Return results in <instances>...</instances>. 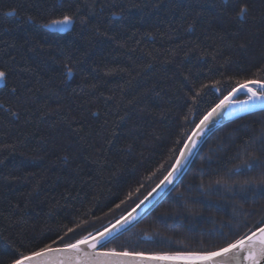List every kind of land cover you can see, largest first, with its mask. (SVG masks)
Segmentation results:
<instances>
[{
    "label": "trees",
    "instance_id": "obj_1",
    "mask_svg": "<svg viewBox=\"0 0 264 264\" xmlns=\"http://www.w3.org/2000/svg\"><path fill=\"white\" fill-rule=\"evenodd\" d=\"M64 14L67 30L44 26ZM0 71V264H11L127 212L216 102L264 81V0H0ZM262 223L264 109L215 130L105 247L205 253Z\"/></svg>",
    "mask_w": 264,
    "mask_h": 264
},
{
    "label": "water",
    "instance_id": "obj_2",
    "mask_svg": "<svg viewBox=\"0 0 264 264\" xmlns=\"http://www.w3.org/2000/svg\"><path fill=\"white\" fill-rule=\"evenodd\" d=\"M253 81H261V80H249L245 82L248 83V87L255 89L257 92L259 88L256 86L255 83H251ZM245 82H242L232 88L226 95H224L218 102H216L196 123L192 131L187 136L186 140L184 141L175 161L173 162L170 169L165 173V175L127 212L122 214L120 217L106 225L105 227L89 234V243H91V238H99L98 233H102L105 229H111L113 225H117V221L120 224H124V220L127 219L129 222L124 225L122 228L118 227V231L113 233L112 237H109L106 243L101 245H97L95 249L88 247L87 245H81L84 252L88 253H103V252H110L115 250L118 253H140L143 254L142 256L136 255H128V256H120L116 259L122 262V264H208L206 261H202L199 259L193 258H182V259H175V260H153L150 257L158 256V255H174L177 253H148V252H132L127 250H117V249H109L105 248V245L113 240L115 237L119 236L120 234L126 232L138 222H140L145 216L150 214L166 197L167 195L177 186L180 182L186 171L188 170L189 166L193 162L194 158L196 157L199 149L204 144L206 139L220 126L223 124L232 121L238 117L244 116L248 113L255 112L258 110L264 109V101L261 100H249V93L247 88L243 85ZM246 95L240 97V95ZM224 102L221 105V102ZM221 105L220 107H217ZM215 109V111H213ZM208 117V119H205ZM203 121V123H202ZM171 174V175H170ZM169 180L171 183H169ZM264 227V223H262L257 228L253 229L246 235H251V233L256 232L257 236H259L258 229ZM244 235V236H246ZM82 238V237H81ZM79 238V239H81ZM75 242V241H73ZM70 242V243H73ZM64 245V244H63ZM63 245H55L51 246L53 248L56 247H63ZM227 247L224 246L222 248ZM221 249V248H220ZM214 250V251H218ZM212 252V251H211ZM183 254L184 256H189V254H204V253H179ZM27 255V254H26ZM65 254L58 253L54 255L55 258H63ZM83 254L81 253V257ZM97 259H112V258H104V257H97ZM215 264H237L236 260L234 259L231 252L222 254L219 257L213 258ZM240 264H247V261L241 258ZM260 264H264V260L260 262Z\"/></svg>",
    "mask_w": 264,
    "mask_h": 264
},
{
    "label": "snow or ice",
    "instance_id": "obj_3",
    "mask_svg": "<svg viewBox=\"0 0 264 264\" xmlns=\"http://www.w3.org/2000/svg\"><path fill=\"white\" fill-rule=\"evenodd\" d=\"M246 10V7L241 10V17H243ZM73 23V17L64 14L61 19L53 20L44 26L49 29L56 28L58 31H65ZM71 75L72 74L69 72V77H71ZM4 76L5 73L0 71V80H2ZM248 83L249 82H245L243 86L247 88L248 93L250 94L249 100L264 101V81L251 82L255 83L259 88L258 92L255 89L248 87ZM223 103L224 102L222 101L221 105H223ZM221 105H218L217 107H220ZM213 111H215V109ZM205 119H208V117H205ZM247 167L251 168L252 165L248 164ZM169 183H171L170 180ZM128 222L129 221L127 219L124 220V224H120V222L117 221V225L122 228ZM117 225H113L111 229H105L104 232L98 233V239L92 237L91 243H89L90 237L84 236L81 239L75 240L73 243L64 244L63 247L53 248L50 245H47L45 247L39 248L38 250L32 251L27 255L18 253V258L13 260L11 264H122V262L116 258L128 255L142 256L143 254L140 253H118L115 250L103 253L84 252L81 245H87L92 249H95L98 244L103 246L109 237H112L113 233L119 230ZM69 231H72V229H69ZM258 232L259 236H257L256 232L251 233V235L241 236L234 242L229 243L227 247L221 248L218 251L207 252L204 254H189V256H184L183 254L179 253L174 255H158L150 257V259L163 261L194 257L195 259L206 261L208 264H215L213 258L231 252L237 264H240L241 258L247 261V264H260V262L264 260V227L259 228ZM53 243H55V241ZM58 253H63L65 255L63 258L54 259V255ZM81 253L83 254L82 257ZM97 257H110L112 259H97Z\"/></svg>",
    "mask_w": 264,
    "mask_h": 264
},
{
    "label": "rangeland",
    "instance_id": "obj_4",
    "mask_svg": "<svg viewBox=\"0 0 264 264\" xmlns=\"http://www.w3.org/2000/svg\"><path fill=\"white\" fill-rule=\"evenodd\" d=\"M2 83V80H0V84Z\"/></svg>",
    "mask_w": 264,
    "mask_h": 264
}]
</instances>
